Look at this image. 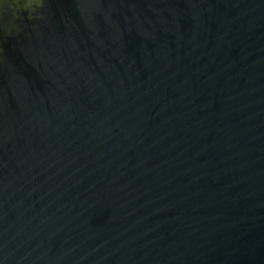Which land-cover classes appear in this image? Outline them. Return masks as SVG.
Listing matches in <instances>:
<instances>
[{
  "label": "water",
  "instance_id": "95a60500",
  "mask_svg": "<svg viewBox=\"0 0 264 264\" xmlns=\"http://www.w3.org/2000/svg\"><path fill=\"white\" fill-rule=\"evenodd\" d=\"M0 264H264V0H0Z\"/></svg>",
  "mask_w": 264,
  "mask_h": 264
}]
</instances>
